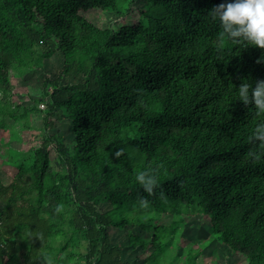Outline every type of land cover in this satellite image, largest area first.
I'll use <instances>...</instances> for the list:
<instances>
[{"label": "trees", "instance_id": "obj_1", "mask_svg": "<svg viewBox=\"0 0 264 264\" xmlns=\"http://www.w3.org/2000/svg\"><path fill=\"white\" fill-rule=\"evenodd\" d=\"M221 2L0 0V131L19 140L6 118L25 130L46 115L39 147L2 145L14 173L0 177V264H134L110 234L129 227L150 236L127 233L133 252L153 250L143 264H198L212 240L264 264V112L237 91L264 79V48L221 35L209 14ZM95 11L118 20L100 26ZM57 54L36 105L11 102V72ZM55 117L70 120L72 146L51 133ZM198 213L210 237L197 247H183L182 221L158 223Z\"/></svg>", "mask_w": 264, "mask_h": 264}, {"label": "rangeland", "instance_id": "obj_2", "mask_svg": "<svg viewBox=\"0 0 264 264\" xmlns=\"http://www.w3.org/2000/svg\"><path fill=\"white\" fill-rule=\"evenodd\" d=\"M138 5V4H137ZM92 19L100 26L102 25H113L117 22L118 18L113 15H109L106 20L104 13L100 11H95L93 13ZM131 18V17H130ZM35 66L32 69H23L20 74L11 72L10 78L12 81V93L11 102L15 104H20L21 106L27 107L36 105L34 101L40 98V94L43 92V82L46 78H55L59 75L63 68V57L60 54L55 55L51 59L42 60L39 57H34ZM74 83L76 80L65 79L64 83ZM39 110L44 111L47 109L46 103L37 104ZM46 115L44 113H32L29 126L30 129L23 130L21 126L14 125L13 120L6 118V123L11 130L15 131L19 135V140H10L11 133L9 130L0 131V177L3 179L4 183H8L11 178H13V169L6 166L4 158L8 156L4 143L10 142V148L17 149L20 151H28L31 148L39 147L43 139V129L45 126ZM54 123V128L51 133H55L64 138L65 144L68 146L73 145V134H72V124L70 120L58 118H52ZM52 163L55 165L56 153L51 150ZM3 205H0V210ZM107 210L108 207L101 206V209ZM174 221L183 222V232L180 240L183 243V247L189 245H194L197 247L199 243L205 242L210 237V219L198 213L193 217H179L172 214H166L158 222L159 224H170ZM131 232L135 235H139L144 238H149L150 236L139 228L129 227L124 230L111 229L110 234L113 237L114 242L121 244L125 247L124 260H128L134 264H143L144 257L150 254L153 250L150 249L149 252L142 255L141 250L132 251L128 246L127 233ZM178 246L172 247L175 253H179ZM203 254L198 258V264H247V259L243 258L241 255L233 254L230 250L218 243L215 240L207 242L203 247ZM217 255V259L212 261L214 255Z\"/></svg>", "mask_w": 264, "mask_h": 264}, {"label": "clouds", "instance_id": "obj_3", "mask_svg": "<svg viewBox=\"0 0 264 264\" xmlns=\"http://www.w3.org/2000/svg\"><path fill=\"white\" fill-rule=\"evenodd\" d=\"M209 14L219 20L222 36L226 35L234 42L247 41L253 46L264 48V0H222ZM261 60L264 61V57H261ZM237 91L239 100L245 104H254L258 112H264V79L256 80L254 84L245 79ZM261 127L264 125H257V128ZM258 134L264 137V131ZM122 151V148L117 149L115 155L120 156ZM137 179L143 182L146 191L152 193L154 178L145 181L141 173ZM148 205V199L140 197V206Z\"/></svg>", "mask_w": 264, "mask_h": 264}]
</instances>
